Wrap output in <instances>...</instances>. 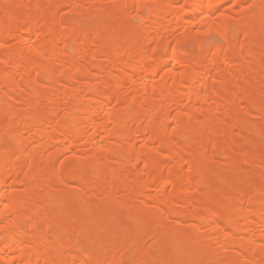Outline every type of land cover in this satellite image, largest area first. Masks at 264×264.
<instances>
[{"label":"bare ground","instance_id":"1","mask_svg":"<svg viewBox=\"0 0 264 264\" xmlns=\"http://www.w3.org/2000/svg\"><path fill=\"white\" fill-rule=\"evenodd\" d=\"M0 264H264V0H0Z\"/></svg>","mask_w":264,"mask_h":264}]
</instances>
